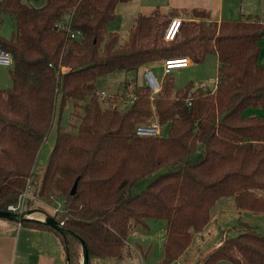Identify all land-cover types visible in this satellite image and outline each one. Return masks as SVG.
Wrapping results in <instances>:
<instances>
[{
    "label": "trees",
    "instance_id": "16d2710c",
    "mask_svg": "<svg viewBox=\"0 0 264 264\" xmlns=\"http://www.w3.org/2000/svg\"><path fill=\"white\" fill-rule=\"evenodd\" d=\"M129 1L46 0L33 7L0 0V24L5 13L16 25L9 38L0 35V46L13 55L12 85L0 87V209L16 206L31 179L35 198L27 206L37 201L36 207H57L55 218L86 241L89 264L124 257L130 231L149 229L150 218L166 221L161 262L177 260L224 196H234L240 211L264 213V22L219 21L203 7H155L135 16L122 43L108 24L117 18L118 4ZM176 16H183L181 26L166 39ZM68 19L75 37L58 26ZM210 52L218 57L214 88L192 82L175 88L169 72L155 95L134 78L101 97L103 75L171 57L201 62ZM68 104L76 132L61 125ZM58 114L56 140L40 176L37 155ZM155 118L167 133L137 134L138 125ZM22 224L54 231L66 264L81 263L76 238L35 219ZM233 229L195 264H264V233L242 219Z\"/></svg>",
    "mask_w": 264,
    "mask_h": 264
},
{
    "label": "rangeland",
    "instance_id": "374dc122",
    "mask_svg": "<svg viewBox=\"0 0 264 264\" xmlns=\"http://www.w3.org/2000/svg\"><path fill=\"white\" fill-rule=\"evenodd\" d=\"M30 6L41 7L46 3V0H23ZM171 2L170 0H131L127 3H120L117 7L118 16L116 19L112 20L108 24V29L110 31H116L120 35V42L124 43L128 38L129 28L134 22V17L139 13H150L154 7H159L162 10H166L167 3ZM162 3V6L156 5L151 7L150 4ZM216 13V12H215ZM225 18L226 15H229V18H259L264 22V0H225ZM2 22L0 24V35L9 38L12 32L16 29L14 18L11 14L2 15ZM182 20V19H181ZM210 22V19L207 20V23ZM217 65L218 57L214 52L207 53L205 59L201 62H196L190 64L187 67H177L172 69V76L174 78L175 88L183 87L188 82H192L194 87L204 86L206 88H214L217 83ZM147 68H151L156 76L163 82V65L162 61L151 63L147 66H140L136 70L126 71L118 70L112 73L101 76L98 79V87L100 90L105 91L110 96L120 90V84L127 79L136 78L138 83L144 84L146 79L144 77V71ZM12 85V78L10 75V67L0 65V87L8 88ZM128 105L125 103L120 104L121 109H127ZM59 113H60V109ZM73 107L71 105H66L62 112V123L67 130L71 132L77 131V120L73 117ZM258 113H263L262 110H258ZM153 117H157L153 115ZM59 126V114L57 116L56 122L54 123L50 133L46 140L42 143L34 169L36 172L43 176L45 167L48 162L50 152L54 146L57 129ZM164 133H167L168 126L165 125ZM151 178L143 179L138 182L135 190L140 192L146 187ZM30 189L35 191V185H32ZM35 193V192H34ZM34 193L29 194L26 197V205L23 208L36 207L38 202L34 201L32 205L27 206V198H34ZM224 207L226 212H221L217 217L212 221L209 228L200 232V235L195 237V243L190 250V252L198 251L199 249H206V246H211L212 243L222 237L224 231L229 234L235 232L233 226L238 224L239 219L248 221L253 225L258 227V230L264 233V213H253L251 211H238L235 210L234 196H224L216 203L213 208V213L220 208ZM57 207H52L48 209L52 214ZM41 211V210H35ZM34 211V212H35ZM44 212V211H42ZM46 213V212H44ZM47 216V213L45 214ZM34 218V217H32ZM46 218V217H45ZM37 219V218H35ZM149 229L137 226L130 231V236L128 242L132 245V254L128 256L127 254L124 257L116 259L111 258L107 259L118 264H141L140 258L145 252L146 260L145 264H158L159 260L162 258L164 250V242L166 238V221L163 219H148ZM134 246V247H133ZM186 253L190 255L191 253ZM82 255L80 258V262ZM97 259L92 260V264H96ZM135 262V263H134ZM180 262V260H179ZM178 263V262H177ZM81 264V263H80ZM217 264H232L231 262L221 261Z\"/></svg>",
    "mask_w": 264,
    "mask_h": 264
},
{
    "label": "crops",
    "instance_id": "0c3cea01",
    "mask_svg": "<svg viewBox=\"0 0 264 264\" xmlns=\"http://www.w3.org/2000/svg\"><path fill=\"white\" fill-rule=\"evenodd\" d=\"M170 1L171 2L167 3L165 7L167 8L166 10H162L161 8L160 9L164 12H169L173 8L191 9L194 7H203L211 11L213 19H217L220 21L221 19L225 18V0ZM156 5L162 6V3H157L155 5L150 4L151 7ZM176 17L183 19V16ZM226 18H229V15H226ZM191 64H193L192 61ZM236 210L238 211L237 208L232 211L236 212ZM221 212H226V209L224 207L218 208L215 213H213L209 223L201 231H204L205 229L209 228L212 221ZM200 232H197L193 236L190 245L177 260L171 263H162L160 259L158 264H195L196 262L200 261L205 255H207L214 247L218 246L221 243V240L223 239L225 234H227L224 231L222 237H219L215 241V243H212L211 246H206L207 248L204 250L199 249L198 251L193 250L192 252H190L195 243V237L197 235H200ZM131 246L132 245L128 242L129 248L126 253L128 256H131L132 254ZM189 252L191 254L186 255V253ZM145 255L146 254L144 252L142 254V257L140 258L141 264H145ZM0 264H66V256L60 238L54 231L22 224L16 220L0 219ZM96 264L118 263L107 259H97Z\"/></svg>",
    "mask_w": 264,
    "mask_h": 264
},
{
    "label": "built area",
    "instance_id": "2783aa9c",
    "mask_svg": "<svg viewBox=\"0 0 264 264\" xmlns=\"http://www.w3.org/2000/svg\"><path fill=\"white\" fill-rule=\"evenodd\" d=\"M58 26L61 28L67 27L68 31L70 32L71 37H75L77 34L76 32L71 30V28L69 26V19H68V21H65V22H58ZM180 26H181V19L177 18V17L173 18L171 20L166 32H165V38L169 39V40L173 39L175 37V35L177 34ZM261 61L264 63V54L261 56ZM12 64H13L12 53L9 50L5 49L4 47L0 46V65L10 67V66H12ZM190 64H191V60L188 57L166 58L162 62L163 74L165 75L166 73L172 72V69L177 68L176 66H173V65H180V67H187ZM63 70H66V69L63 67ZM144 77L146 79L145 83L152 90V95H155L156 93H158L161 90L162 80H160L156 76L155 72L151 68H147L144 71ZM109 96L110 95L108 93H106L105 91H102L101 97L103 99H106ZM133 96H134V93H132V98H133ZM136 132H137V134H140V135H157V134H160L163 132V127H162L160 121L157 118H155V119H153L147 123H142V124L138 125L136 128ZM32 185L33 184H32L31 179H30L29 184H28V188L20 197L19 203L16 206H11L10 209H13V210L24 209L23 207L26 206V205H24L26 203V197L29 194H32V192L34 193V191L32 189H30L31 187H33ZM34 198H35V196H34ZM34 198L31 197V198H27V199L29 200V199H34ZM28 200H27V202H28ZM60 224L64 225V221H61Z\"/></svg>",
    "mask_w": 264,
    "mask_h": 264
},
{
    "label": "water",
    "instance_id": "95a60500",
    "mask_svg": "<svg viewBox=\"0 0 264 264\" xmlns=\"http://www.w3.org/2000/svg\"><path fill=\"white\" fill-rule=\"evenodd\" d=\"M77 183H78V180L75 181L71 189L72 194H75L77 190ZM34 209L45 211L47 213L46 218L45 219H35V218L29 217L26 215L30 210H34ZM0 219L16 220L20 223H22L25 220L35 219V220L42 221V222L49 224L50 226H52L59 232L63 234H68L76 238L81 243V255H82L81 264H89V251H88V246L86 244V241L72 229L66 228L64 225H61L60 222L55 218V216L49 210H46L40 207H28V208L18 209V210L0 209Z\"/></svg>",
    "mask_w": 264,
    "mask_h": 264
},
{
    "label": "bare ground",
    "instance_id": "6f19581e",
    "mask_svg": "<svg viewBox=\"0 0 264 264\" xmlns=\"http://www.w3.org/2000/svg\"><path fill=\"white\" fill-rule=\"evenodd\" d=\"M183 56H179V57H176V58H182ZM173 66H176V67H180V65H173ZM35 209L34 210H30L26 215L27 216H29V217H34V218H37V219H45V217H46V213H44V212H42V210L41 211H35Z\"/></svg>",
    "mask_w": 264,
    "mask_h": 264
}]
</instances>
